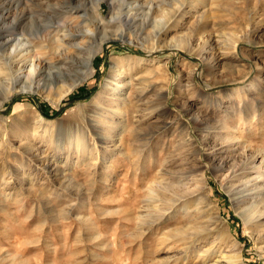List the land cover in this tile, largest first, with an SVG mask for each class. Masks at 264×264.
Instances as JSON below:
<instances>
[{
	"label": "rangeland",
	"instance_id": "obj_1",
	"mask_svg": "<svg viewBox=\"0 0 264 264\" xmlns=\"http://www.w3.org/2000/svg\"><path fill=\"white\" fill-rule=\"evenodd\" d=\"M97 1L0 0L46 56L0 75V264H264V0ZM71 11L115 23L56 50Z\"/></svg>",
	"mask_w": 264,
	"mask_h": 264
},
{
	"label": "bare ground",
	"instance_id": "obj_2",
	"mask_svg": "<svg viewBox=\"0 0 264 264\" xmlns=\"http://www.w3.org/2000/svg\"><path fill=\"white\" fill-rule=\"evenodd\" d=\"M99 5H100V2L98 0L96 2V9L99 7ZM72 13L77 14L79 12L71 11V12L67 13V15L63 14L64 17H62L63 18L62 22L58 21V23L60 24L59 27H55L52 29H49V28L45 29V30H43V33L39 37H41V39H45L47 41H52L53 45L55 46V49L58 50L59 48L62 49L64 47L63 44H68V42L70 40L77 38V36L73 32H66L67 31L66 29H60V27H64V26L68 27L69 24L74 23V27L76 26L78 28L77 31H79L80 36L82 38H84L85 40H90L92 38H96L98 31H102L105 34H107V31L111 28L107 29L106 27L109 25L113 26V24L115 23V19L111 18V19H109L108 22L107 21L99 22V20H97V21L90 24V23H86L85 20L79 19L78 16H73ZM69 18L71 19V21ZM58 31H61V33L55 37L54 34H56ZM160 36H161V34H158L156 36V39H155L156 43L159 42ZM109 38H110V36H102L98 40L99 41V47H101L103 45V43ZM14 39H15V42L12 44L11 50L9 52H6L3 49H1V51H0V75L1 74L3 75L4 73L6 74L5 71L10 70V74H14L15 81H16V79H18V80L20 79L19 81H21V83H25L26 80L29 79V77L32 74H37L38 70L42 67V63H45L46 56L40 55V54L36 55L33 53L34 52L32 49L33 42L35 40H38V39H27V38L23 39L20 37H17V38L14 37L10 40V43ZM3 47H5V46L3 45ZM76 48L69 49L66 52V56L61 58V59H64L63 62H61L62 64L59 63L57 65V63H56L53 65L54 68H56L62 72L65 71L68 73V72L72 71L74 67H77L76 64H74L73 62L70 63V61H69V59H74L76 57V55H77L76 54L77 53ZM63 49H65V48H63ZM93 55H94V53H91L88 56L87 62L85 64V70L83 72V75H82L80 81L86 80L90 76H92V74H93L92 73ZM62 65L64 67H62ZM65 66H67V68H65ZM23 68L24 69L27 68L26 73L23 72ZM15 81H14L13 85L11 83V86H13L12 93H6L2 102H0V105L3 102L11 99L15 95V93L20 92L24 88L27 90V88L25 86H22V87L21 86L17 87V85L15 86V84H17ZM76 84H77V80H73L72 82H70L69 84H67L65 86L64 90H62L60 87V89L62 90L61 94H66V93L70 92L71 90H73L75 88ZM15 87H17L16 90H15ZM100 116L102 117V119H104V117H105L104 115H101V114H100ZM254 158L255 157H252V160ZM261 160H264V157H262ZM235 172H237V171H235ZM238 175L239 174H236V173L232 174V175L230 173H227L224 178H225L226 182H232L234 180V178L238 177ZM235 204H236V207L239 206L238 202H236ZM244 221L246 222V224L248 226L251 225V219L244 216ZM233 242H234V244H236L235 241H233ZM220 260L223 261L221 264H238V263H241L240 255L233 256V255H229V254L228 255L224 254L221 256ZM212 264H219V263L215 261Z\"/></svg>",
	"mask_w": 264,
	"mask_h": 264
}]
</instances>
